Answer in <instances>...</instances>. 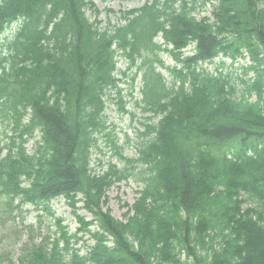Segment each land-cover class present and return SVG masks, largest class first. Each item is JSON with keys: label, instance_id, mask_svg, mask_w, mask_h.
I'll list each match as a JSON object with an SVG mask.
<instances>
[{"label": "trees", "instance_id": "1", "mask_svg": "<svg viewBox=\"0 0 264 264\" xmlns=\"http://www.w3.org/2000/svg\"><path fill=\"white\" fill-rule=\"evenodd\" d=\"M92 1L0 0V36L20 23L0 42V200L53 216L63 197L92 241L81 254L82 237L58 220L59 236L26 245L18 264H264V0H151L105 27L89 20ZM195 3L212 5L214 23L190 16ZM190 43L195 55L181 58ZM117 55L140 61L136 106L158 121L136 132V158L118 153L124 168L95 174L97 136L114 143L104 113L119 93ZM219 55H248L238 83L199 69ZM129 177L142 189L122 222L104 210L106 192Z\"/></svg>", "mask_w": 264, "mask_h": 264}, {"label": "rangeland", "instance_id": "2", "mask_svg": "<svg viewBox=\"0 0 264 264\" xmlns=\"http://www.w3.org/2000/svg\"><path fill=\"white\" fill-rule=\"evenodd\" d=\"M97 8L101 11L99 20L105 22L109 19L112 23L116 22L115 14L119 11H125L136 8L143 3V0H94ZM105 9H111L113 13L106 14ZM94 17L90 16L93 21ZM165 65H172L169 58L163 56ZM126 64L123 61L118 63V68L124 70ZM127 73V72H126ZM139 79L135 82L134 97L137 96ZM134 86V84H133ZM130 79L123 78L120 84L124 109L128 113H121L115 102H108L105 110V115L108 124L118 138V143L124 145L123 153L127 156L134 155V144L136 142V130L140 129L142 124L147 123L148 115L142 114L140 110H135L131 107V100L126 96L132 87ZM115 95V94H114ZM116 96V95H115ZM127 136V138H126ZM129 139V142H128ZM98 144L104 148L105 140L98 137ZM28 150L32 148L31 142L27 145ZM97 160L103 164L112 162L117 167H122L118 158L113 156L111 152L104 149L102 154L92 156L91 165L96 166ZM140 189L139 184L129 180L116 184L106 193V208L109 209L111 215L121 221H126L131 214L129 209L137 198V191ZM51 209L55 212V216L63 219V226H66L71 234L76 229L77 224L71 214V208L63 200L54 201L51 203ZM4 212L2 215H5ZM79 214L83 212L79 211ZM55 221H50L42 212L34 211L29 207H24L19 211L11 214L10 219L0 218V264H15L19 256L20 250L28 237H37L42 234L44 237L49 236L54 238L57 236V228L54 226ZM31 228V230L28 229ZM87 244V243H86ZM84 243V246H86ZM80 246V243L78 244ZM77 246V247H78ZM85 251V249H83Z\"/></svg>", "mask_w": 264, "mask_h": 264}]
</instances>
